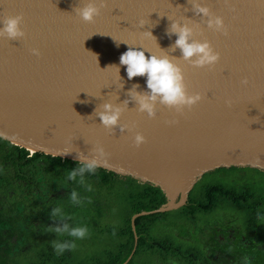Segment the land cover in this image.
Here are the masks:
<instances>
[{"label": "water", "instance_id": "water-1", "mask_svg": "<svg viewBox=\"0 0 264 264\" xmlns=\"http://www.w3.org/2000/svg\"><path fill=\"white\" fill-rule=\"evenodd\" d=\"M80 2L0 0V18L19 14L24 33L0 37L1 138L79 162L97 160L100 168L159 186L167 203L133 215L134 232L137 217L185 206L209 171L264 170V0H104L92 21L73 11ZM198 5L221 16L226 31L208 27ZM174 22L192 27L191 39L208 40L217 62L197 67L195 57L184 60ZM128 48L174 59L187 92L201 99L180 110L157 99L153 116L140 111L132 93L150 90L146 76L128 78L119 63ZM105 103L121 108L109 129L98 115ZM137 132L145 138L140 145ZM136 246L135 233L123 264Z\"/></svg>", "mask_w": 264, "mask_h": 264}, {"label": "rangeland", "instance_id": "rangeland-1", "mask_svg": "<svg viewBox=\"0 0 264 264\" xmlns=\"http://www.w3.org/2000/svg\"><path fill=\"white\" fill-rule=\"evenodd\" d=\"M40 165L31 169V172L36 173V179L43 181L41 187L34 188L35 194L41 192L45 195L44 200L38 201V204H14L16 197L13 190L8 186L0 187L1 207L10 212L8 218L15 220L14 230L18 233L11 238L12 247L7 251L9 253L3 255L0 264L107 263L108 255L114 253L122 241L118 232L106 231L105 226L112 224L119 229L123 225L124 209L121 206L125 204L122 196L123 187L113 193V198H116L118 203L109 217L92 221L87 218L82 208L80 212H76L77 217L72 221H75L76 227L86 229L83 238L64 233L56 234L54 232L56 222L54 219L51 222L49 216L54 206L50 199L53 198L55 202L64 200L68 195L66 189L69 186L63 182L58 189H55L54 185L48 188L44 164ZM254 168L245 171L244 169L212 170L198 180L190 195L193 204H206L209 199L208 188L218 185L238 194L244 190L248 191L253 197L247 203H237L215 194L214 206L207 211L186 206L169 211L160 218L146 221L149 225L150 240L168 239L180 246L184 254L195 253L197 258L192 260V264H244L246 261L244 248L247 249L245 251L252 253L251 257L259 260L260 256H264V202L261 200V197L264 198V171ZM54 182L56 179L53 180ZM4 189L8 191L6 195L1 191ZM27 192L28 189H21L20 196ZM40 202L43 204H39ZM256 203L263 205L255 207ZM258 211L259 216H257ZM58 218L60 217L57 214ZM5 226V230L12 228V224L6 223ZM228 232H232L235 237L234 242L223 240ZM220 239L223 245L220 243L217 245ZM56 243H68L72 247L57 253L54 249ZM211 245L217 250H212ZM235 248L239 249L238 253H235ZM144 250L145 253L136 258L138 264L152 261V254L148 252L149 250ZM182 262L186 263L185 260Z\"/></svg>", "mask_w": 264, "mask_h": 264}, {"label": "trees", "instance_id": "trees-1", "mask_svg": "<svg viewBox=\"0 0 264 264\" xmlns=\"http://www.w3.org/2000/svg\"><path fill=\"white\" fill-rule=\"evenodd\" d=\"M39 164H44L43 167L46 173L45 177L48 182V188L54 185L55 189H58L63 182L69 186V188L66 189L68 195L64 200H58L55 202L53 198L50 199L54 206L51 208L49 216L51 222L53 219L56 222V228H54L56 234L64 233L67 235L69 230L76 228L75 221L73 222L72 220L77 217L76 212H80L81 208L87 218L92 221L109 217L115 205L118 203L117 199L113 198V193H116V190L121 186L123 187L122 196L125 199V204H121L124 209L123 225L120 226L119 229L112 224H107L105 226L106 231L118 232L122 237V241L118 245L117 250L108 255L109 259L105 264H123L127 261L134 249L135 233L137 236V246L132 258L127 264H138L136 258L138 255L145 253L144 249L149 250L148 252L152 254V261L139 264H158L157 261L161 264H168L171 260L177 264H192V260L197 258L195 253L184 254L180 246L175 245L168 239L164 241H161L160 239L150 240L148 234L149 225L146 221L151 218L152 220L160 218L167 212L153 213L137 217L135 219L136 232L133 231L131 223L133 215L142 211L159 209L167 203L168 198L159 186H155L150 182H143L129 175L120 176L115 172L100 167H98L93 173H88L86 171L82 177L78 175L75 178H69V171L75 167H79L81 162L42 152L31 153L26 148L12 144L10 141L0 137V187L8 186V188L13 190L16 197L14 204H38V201L44 200L45 195L41 192V194L34 193V188L41 187L43 181L37 180L36 173L31 172V169ZM249 168L251 169V166H231L219 167L214 170L227 171L230 169H244L245 171V169ZM54 179H56V182L53 183ZM195 186L196 184L190 191L185 206L204 211H207L214 206L213 197L215 194H218L221 197H226L237 203H247V201L253 197L251 193L245 190L238 194L233 190H227L221 186L212 185L207 190V195L209 196L207 203L193 204L190 195ZM23 188L28 189V192L20 196L21 189ZM1 191L5 195L8 193L7 189ZM73 193L76 194L75 199L72 198ZM89 197L91 198L88 199ZM261 200L264 202L263 197H261ZM101 201L103 203H101ZM41 203L43 204V202H40L39 204ZM1 204L2 202L0 200V262L3 259V255L9 253L7 251L12 247L11 238L18 234L15 233L14 230L15 220L8 218L10 212L7 209L2 208ZM254 205L257 207L263 204L256 203ZM57 214L60 217L58 219ZM6 223L12 224L10 230H5ZM245 250L247 249L244 248V259L246 260L244 264H252L253 262L255 264H264V256H260L259 260H256L255 257H251L252 253ZM184 260L186 263L182 262Z\"/></svg>", "mask_w": 264, "mask_h": 264}, {"label": "clouds", "instance_id": "clouds-1", "mask_svg": "<svg viewBox=\"0 0 264 264\" xmlns=\"http://www.w3.org/2000/svg\"><path fill=\"white\" fill-rule=\"evenodd\" d=\"M104 6V0H81L79 5L74 8V12L83 21H92L96 15L100 13ZM197 11L207 17V26L220 32H225L223 18L214 15L206 5H198ZM22 17L18 14L15 16H5L0 18V37L19 38L24 35L23 29L20 27ZM170 30L176 34L175 46L179 47L184 60H191V63L197 67L205 65H213L219 58V53L214 51L208 40L191 39L193 28L186 25L172 23ZM34 55H39V49L32 48ZM119 63L126 66V74L128 78L136 75L146 76V85L150 90L147 95L132 93L136 97L139 110L146 112L148 116L154 115V102H159L170 107L180 110L184 106H191L201 99V93L195 92L189 94L184 84V77L180 66L169 58L167 55H150L147 58L141 50L128 48L119 56ZM242 84L247 83V78L241 80ZM227 102V101H226ZM121 114V108L113 107L105 103L103 111L98 113L102 125L109 129L115 125ZM144 136L137 132L134 136V143L140 145L144 141ZM97 151L101 155L104 154L103 148L98 147ZM98 169V161L91 160L81 162L79 167L69 171V178L81 177L87 171L93 173ZM76 194H72L75 199ZM259 211L257 216H259ZM67 227V226H65ZM86 234L84 227H76L69 230L68 235L83 238ZM72 247L68 243H56L54 249L57 253L62 252L66 248Z\"/></svg>", "mask_w": 264, "mask_h": 264}, {"label": "flooded vegetation", "instance_id": "flooded-vegetation-1", "mask_svg": "<svg viewBox=\"0 0 264 264\" xmlns=\"http://www.w3.org/2000/svg\"><path fill=\"white\" fill-rule=\"evenodd\" d=\"M231 233H232V232H228V234H227L226 236H224L225 238H223V240H226V241H228V242H229V241H230V242H234L235 237H233V234H231ZM234 235H235V234H234ZM219 238H220V237H219ZM219 241H220V242H219ZM219 241H218L217 245H218L219 243H220V245H223V244H222L223 241H222L221 239H220ZM216 242H217V240H216ZM231 247H232V249H233V246H231ZM211 248H212V250L214 249L212 245H211ZM212 250H211V251H212ZM214 250H215V249H214ZM216 250H217V249H216ZM216 250H215V251H216ZM235 250H236L235 253H238V252H239V249H238V248H235ZM218 254H219V253H218ZM217 256H218V255H217ZM171 262H172V260H171ZM171 262H170V264H177L176 262H172V263H171Z\"/></svg>", "mask_w": 264, "mask_h": 264}, {"label": "bare ground", "instance_id": "bare-ground-1", "mask_svg": "<svg viewBox=\"0 0 264 264\" xmlns=\"http://www.w3.org/2000/svg\"><path fill=\"white\" fill-rule=\"evenodd\" d=\"M28 150H29L31 153L38 152V151L36 150V148H33V147L28 148Z\"/></svg>", "mask_w": 264, "mask_h": 264}]
</instances>
